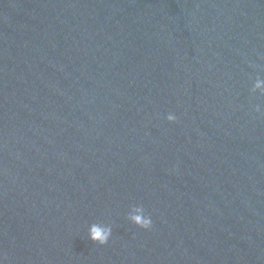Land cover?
I'll return each mask as SVG.
<instances>
[{
    "label": "water",
    "instance_id": "95a60500",
    "mask_svg": "<svg viewBox=\"0 0 264 264\" xmlns=\"http://www.w3.org/2000/svg\"><path fill=\"white\" fill-rule=\"evenodd\" d=\"M258 80L264 0H0L2 264H264Z\"/></svg>",
    "mask_w": 264,
    "mask_h": 264
},
{
    "label": "clouds",
    "instance_id": "9594fccd",
    "mask_svg": "<svg viewBox=\"0 0 264 264\" xmlns=\"http://www.w3.org/2000/svg\"><path fill=\"white\" fill-rule=\"evenodd\" d=\"M260 89L264 92V81H257L254 85V90ZM255 111H260V108L257 107ZM166 120L169 122H174L176 120L175 115L168 114L166 116ZM130 221L133 225L141 228V229H149L152 225V220L148 215H145L139 209L135 210L134 214L130 215ZM111 235V228L105 227L100 224H93L89 227L87 237L93 243L98 245H104L108 242ZM0 264H2V260H0Z\"/></svg>",
    "mask_w": 264,
    "mask_h": 264
}]
</instances>
